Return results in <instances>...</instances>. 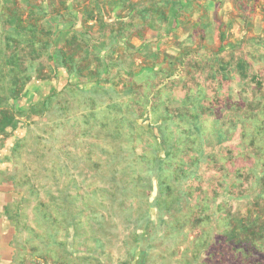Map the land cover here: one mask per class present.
Returning <instances> with one entry per match:
<instances>
[{
    "label": "rangeland",
    "instance_id": "rangeland-1",
    "mask_svg": "<svg viewBox=\"0 0 264 264\" xmlns=\"http://www.w3.org/2000/svg\"><path fill=\"white\" fill-rule=\"evenodd\" d=\"M241 43L62 47V83L39 54L50 85L0 78L17 263L264 264V47Z\"/></svg>",
    "mask_w": 264,
    "mask_h": 264
},
{
    "label": "crops",
    "instance_id": "crops-1",
    "mask_svg": "<svg viewBox=\"0 0 264 264\" xmlns=\"http://www.w3.org/2000/svg\"><path fill=\"white\" fill-rule=\"evenodd\" d=\"M8 0L0 2V78H5L11 64L16 65V54L25 52L23 62L30 63L29 78L24 84L40 83L46 87L52 78L36 75L37 65L33 63L30 48L47 47L42 57L52 55L55 67L54 82L62 83L64 67L59 62L58 52L62 47H118V54L125 58V47H264V0H176L185 6L177 12L175 0ZM16 2V3H15ZM243 2L244 7L237 5ZM159 3L166 13L160 22L154 8L148 4ZM22 8L20 7V5ZM39 6V12L29 11L32 5ZM20 7V9H19ZM18 8V14L14 9ZM28 9V10H27ZM90 10L91 14L85 11ZM179 10V9H178ZM148 11V12H147ZM20 16L18 24L17 16ZM36 26L35 40L29 27ZM226 32V33H225ZM230 33V34H229ZM25 35L22 42H7L5 36ZM230 35L225 43L224 35ZM37 40V41H36ZM185 44L168 46L165 41ZM42 41V42H41ZM39 51V50H38ZM27 53V55H26ZM12 60L9 61V58ZM119 57V58H120ZM25 66V64H23ZM67 75V74H66ZM68 76V75H67ZM87 76H89L87 74ZM82 76L84 82L93 78ZM78 77V75H77ZM10 78V77H9ZM36 78L34 81L33 79ZM71 78V77H70ZM57 80V81H56ZM54 83V85H55ZM57 93H55V96ZM31 96H35V93ZM6 98V97H5ZM31 98H29L30 100ZM1 108H9L0 106ZM13 110V108H10ZM24 108L18 112L23 113ZM5 111V110H4ZM14 111V110H13ZM9 125L6 126L8 128ZM12 239V238H11ZM8 239L0 242V264H16L19 245ZM18 264V263H17Z\"/></svg>",
    "mask_w": 264,
    "mask_h": 264
},
{
    "label": "trees",
    "instance_id": "trees-1",
    "mask_svg": "<svg viewBox=\"0 0 264 264\" xmlns=\"http://www.w3.org/2000/svg\"><path fill=\"white\" fill-rule=\"evenodd\" d=\"M163 1H165V2H169L170 0H163ZM173 1V0H172ZM174 2V6L175 7H177V6H179L180 8H178V9H176V13L178 12H180L181 13V11H184L185 10V6L183 5V4H179L178 3V1H173ZM160 5H159V7L157 8V5H156V3H153V4H148V6H149V9L151 8V7H153L154 8V11L155 12H157V14H158V16H159V20H160V22H163L164 20H165V18H166V13L163 11V10H161L162 9V4L161 3H159ZM22 6H24V5H20V7L22 8ZM238 6V8H243L244 7V3L243 2H241V3H239V5H237ZM20 7H19V9H20ZM18 8H15L14 9V12H15V14H18L17 12L18 11H20ZM29 11L31 12V13H33V14H36V13H38L39 12V6L37 5V4H34V5H32V7L29 9ZM87 14H89L90 13V10H88V11H85ZM148 12V11H147ZM17 21H18V24H19V22H20V16L18 15L17 16ZM35 27L36 26H34L33 24L29 27L30 29H28V31H30V34L32 35L31 36V38H32V40H35L36 38H37V34H36V29H35ZM25 35H22V34H19L18 36H15V37H10V36H5V38H6V40H7V42L10 44V41H12V42H14V43H19V42H22L24 39H26L25 37H24ZM10 40V41H9ZM37 41V40H36ZM42 42V41H41ZM45 49H47V47H40L39 49H35L34 47H31L30 48V55H32L33 57H36V56H38V54H39V56H41L42 55V53H44V51H45ZM39 50V51H38ZM61 56V54L59 55L58 54V58ZM16 57H17V59H18V62H16V60H14V61H12V62H15L16 63V65H13V64H11L10 65V67H9V69H8V72H9V76L11 77V79H12V81H11V83L13 84V86L15 87V86H18V84H24V80H26V79H28L29 78V76H28V74H27V72H28V67H26V66H24L23 64H24V62H23V60H24V58L23 57H25V55L24 54H22V53H18V54H16ZM50 59L52 60V56L50 55ZM12 60V57H10L9 58V61H11ZM61 60V59H60ZM59 60V62L60 63H62V61H60ZM17 68V67H19V68H22L21 70H22V74H18V73H16V72H14V68ZM18 82H20V83H18ZM3 113H5V111L4 110H2V111H0V115H2V117L4 116L5 117V115L6 114H3ZM8 124H10V123H6L5 125H1L0 127L1 128H4V126H6V125H8Z\"/></svg>",
    "mask_w": 264,
    "mask_h": 264
}]
</instances>
